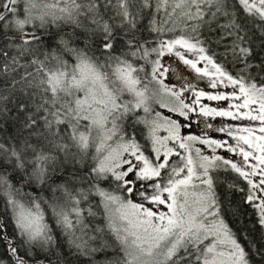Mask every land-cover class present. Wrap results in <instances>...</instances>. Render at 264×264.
I'll return each instance as SVG.
<instances>
[{"label": "snow or ice", "instance_id": "obj_1", "mask_svg": "<svg viewBox=\"0 0 264 264\" xmlns=\"http://www.w3.org/2000/svg\"><path fill=\"white\" fill-rule=\"evenodd\" d=\"M0 264H264V0H0Z\"/></svg>", "mask_w": 264, "mask_h": 264}, {"label": "rangeland", "instance_id": "obj_2", "mask_svg": "<svg viewBox=\"0 0 264 264\" xmlns=\"http://www.w3.org/2000/svg\"><path fill=\"white\" fill-rule=\"evenodd\" d=\"M190 78L192 79V82L198 88H205L206 81H200V80L196 79L194 74ZM206 90L211 91V89H206ZM204 102L205 103H209V104H211L213 106H215L218 103V102H215V101H204ZM209 120H211V119H209ZM211 121H214L215 123H219V124L221 123L220 127L224 126L227 123H234V122H231L227 118H224V117H217L215 120H211ZM201 128H202V125H200V126L198 125L196 127V132L199 133L201 131ZM206 131H208L210 135H212V136H214L216 138H225L223 133L211 132V130H208V129Z\"/></svg>", "mask_w": 264, "mask_h": 264}, {"label": "trees", "instance_id": "obj_3", "mask_svg": "<svg viewBox=\"0 0 264 264\" xmlns=\"http://www.w3.org/2000/svg\"><path fill=\"white\" fill-rule=\"evenodd\" d=\"M249 212H250V210H249ZM248 227H249V228L255 227L257 232L260 231L259 226H258V225H255V217H252V218L249 220V222H248Z\"/></svg>", "mask_w": 264, "mask_h": 264}, {"label": "flooded vegetation", "instance_id": "obj_4", "mask_svg": "<svg viewBox=\"0 0 264 264\" xmlns=\"http://www.w3.org/2000/svg\"><path fill=\"white\" fill-rule=\"evenodd\" d=\"M209 122L212 123L215 127H220V125H221V123L220 124L219 123H215L214 121H211V120H209ZM208 130H211V129H208ZM211 132H214V131L211 130Z\"/></svg>", "mask_w": 264, "mask_h": 264}]
</instances>
